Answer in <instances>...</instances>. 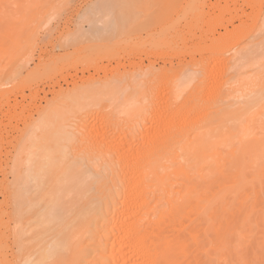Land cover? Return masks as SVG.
<instances>
[{"label":"bare ground","instance_id":"obj_1","mask_svg":"<svg viewBox=\"0 0 264 264\" xmlns=\"http://www.w3.org/2000/svg\"><path fill=\"white\" fill-rule=\"evenodd\" d=\"M179 1L177 0L175 4L178 6L180 3L179 10H174L176 17L165 19L159 25L153 26V32L152 27L148 29L147 26V30L145 27L142 28V32H146L145 37L131 32L133 35H118V40L116 39L115 43L111 42L115 50L121 51L127 48L134 50L141 46L149 47L146 48L148 51L146 57L159 58L162 63L161 70H164L166 64L173 66L171 61L167 62L166 56L161 55L167 51L165 48H178L188 56V61L176 62L182 68L172 74L166 83L155 82L147 91L145 90L146 93L141 90L143 94L139 98L143 101L136 105L137 109L134 108L136 111L131 109L140 99L137 100L136 97L130 100L128 107L132 106V108L128 109L126 106L128 111L125 121H115V118L107 117L105 113L100 116L98 114L100 121L98 124L94 121L96 112L80 117L79 110L66 115L62 110L58 111L62 107L59 109L56 107L59 101L62 100L64 104L65 99L70 96H75V99L81 97L79 95L82 91L88 88L94 89L99 86V89L110 90L112 86L116 87L115 82L121 84L122 81H128L129 78L127 80L123 78L121 81L120 79L129 74L131 76L128 77L134 80L138 76L140 79L146 77V74L147 78L153 76L156 64L153 61L147 66H143L142 63L132 64L128 69L124 67L120 70L116 69L98 78L88 77L81 78L79 82L75 80L70 83L65 82V88L58 85L57 90L53 92L51 90L50 100L43 99V106L41 104L36 106V118L34 113L29 114L31 115L29 119L25 118L27 120L22 124L25 129L21 130L24 134L19 133L20 136L17 135V138L28 137L29 145L24 146L25 150H23L26 152L23 154L26 155V159L23 160L26 167L18 163L20 159L14 161L18 164L11 167L9 152L0 166L2 178L0 196H3V200L0 201V221L5 215L11 216V213L7 212L11 198L6 184L8 174L13 176H10L12 179L14 177L16 179L18 166H24L27 183L30 181L31 188L39 192L43 187H48L46 181L51 177L48 175L53 173H49L51 169L59 171L64 164L63 160L69 156L75 163L77 159H81L83 166L90 163L92 171L94 170L101 179V181L96 180V183L104 180L105 177L101 178L102 174L106 173V176L111 177L102 189V195L97 196L100 200V208H98L101 214L93 227L92 232L95 235L92 243L79 249V254L75 256L76 264H189L185 263L187 258L182 252L186 245L183 238L188 236L191 241L194 240V237L188 234L190 226L194 221L199 222L200 228L204 227L205 235L207 227L214 229L218 223L219 216L212 209L216 201L215 197L220 193L217 191L220 185H215L212 179L220 174V169L227 163L249 155L251 158H256L257 150L264 148V98H262L264 74L261 75L260 71V74L253 73L255 69L260 70V66L255 63L257 67L255 65L250 69L253 65L249 63L262 47V41L260 43L257 41L264 31V0ZM35 2L40 3L37 9L41 4L46 3L41 0ZM7 4H14L17 13L7 11L8 8H5ZM36 8H32L30 0H0V24L7 22L11 26L19 22L18 12L22 11L21 16H25ZM16 25L15 28L7 29L5 32L8 33H5L3 38L6 40L5 43L16 44L14 49L17 48L18 52L24 47H31L33 43H30V36L27 34L25 39L23 36L21 41L13 42L16 34L12 36V33L19 29ZM9 31L12 33L10 34ZM114 37L111 36L109 39L112 41ZM245 43L250 45L242 49L241 46ZM222 45H227L228 48L224 49ZM9 49V46H5L6 52ZM71 58L65 60L63 64L68 63L75 70L78 59ZM44 62L45 60L39 56L38 62L33 67L34 72L35 69L46 65ZM208 64V68L205 69ZM33 68L30 71L26 69L27 77L31 75H28L29 73H34ZM4 73H2L3 78ZM2 80L0 104L3 101L8 102L12 90L7 86L13 82L8 81V77ZM134 80L132 79L133 83L139 81ZM114 90L118 92L117 94L121 91L120 87V91L117 88ZM105 91L102 94L106 93ZM132 93L133 91L129 94ZM170 94L173 100L166 98ZM252 94L253 100L249 101H252L253 105L245 106L244 109L227 106L231 102L238 104V100L248 98ZM127 96L122 95L124 98ZM193 103H202L205 108L193 112L191 108L189 109ZM18 139H14L16 142L12 139L6 144L14 150L19 145ZM56 153H60L61 157L57 159L58 165L56 163L53 165L56 167H53V162L57 161L54 157ZM70 164L71 162L68 166L64 164L66 167L61 168L65 172L57 173V171L55 176L52 175L51 186L49 185L46 196L47 203L38 214L39 224L47 225L59 218L62 219L60 216L62 209L58 202L63 194L70 193L71 186L77 178L76 169L72 166L73 163ZM88 168L90 167L85 170L89 174L91 168ZM187 169H194L192 176L186 174ZM86 171L83 173L85 174ZM84 174L82 176H85ZM16 181L18 182L16 179L14 183ZM9 188L17 190L15 185L12 187L10 185ZM34 189H22L23 196L20 201L18 200L17 206L18 204L29 206L34 192L31 190ZM43 192L41 191L44 196ZM27 195L31 196V199ZM43 196L40 197L39 203L46 201V197ZM37 205L41 208L40 204ZM7 220L6 224L0 222V233L2 228H7L5 231L11 233L10 235H16L18 229L12 227L16 231L13 232V229H10L11 219ZM13 221L12 219V223ZM262 222L264 224V219ZM228 227L229 225L225 224L219 231H215L213 238L206 239V243L209 246L214 245L228 231ZM24 229L19 233L27 232V229ZM4 234L6 235L4 231L0 234V264H8L5 253L8 244L6 245L7 239L4 238ZM46 242L44 243L47 244ZM52 244L43 247L34 259L20 260L19 264H47V260L55 253L54 245H57ZM83 253L86 255L80 256ZM180 253L184 259L181 262L178 261ZM13 259L10 262L17 264ZM62 264H67V261Z\"/></svg>","mask_w":264,"mask_h":264},{"label":"rangeland","instance_id":"obj_2","mask_svg":"<svg viewBox=\"0 0 264 264\" xmlns=\"http://www.w3.org/2000/svg\"><path fill=\"white\" fill-rule=\"evenodd\" d=\"M30 1H32V8H36L40 4H36L35 1L37 0ZM41 1H46V3L41 4L40 7H38L39 10L37 8L32 9L25 16H21L22 11L18 12L19 14L17 15V20H19V22L13 23L11 26L8 25L7 22H2V24H0V81L2 79V81H4L7 77L9 78L8 81H13L7 86L8 88H11L10 90H12V92L9 94L8 102L3 101V103L0 104V166L4 163L3 160H5L4 157L8 154L7 152H9L8 155H10L9 165L11 167L18 163L20 165H24L23 160L26 159V155L24 156L23 154L26 152H23V150H25L24 146L27 147V145H29V142L27 141L28 137H23L24 139L21 137V139L19 138L20 140L17 138L20 136L19 133L22 135L24 134L21 131L25 129L24 125L22 124L26 122L27 119L25 118L30 117L33 113L36 118L37 115H35V110L37 109L38 105L41 104V106H43L45 99L50 100L52 97L51 90L52 92L53 90H57L58 85L62 88H65L66 83H70L73 80L79 82L81 78H98L102 77L104 73H109L112 71L114 72L116 69L120 70L123 67L128 69V67L130 65L132 66V64L134 65L142 63L143 66H147L150 61L155 62V69H153V72L155 70V73L153 76L150 75V77L147 78L148 75L146 74V77L144 76L145 78L142 77L140 79L139 76L138 78L135 77L136 81L137 79L139 80L138 82H135V84L132 81L134 78L128 77L131 76V74H129L120 79L121 81L123 78L126 80L129 78L128 81H122L121 84L119 82H115L116 87H112L114 89L117 88V90H119L120 87L121 91L119 90V94H117L118 92L112 87L108 88H110V90L113 89L114 92L112 90L109 92L110 90L108 88V90L105 91V89H102L101 87V89H99V86L95 87L98 89H92V87L90 88L92 90L89 88L83 90L82 94L79 95L81 97H78L77 99H75V96H70L65 99L66 101L64 100V104L62 100L59 101V104L56 107L57 109L62 107V109L60 108L58 111L62 110V112H64L66 115H70V112L79 110L81 113L80 117L96 112V118L94 121L98 124L100 123L99 116L103 114L105 115V113L107 117L109 116L110 118H115V121L123 122L125 121L124 119L126 118L125 116L128 109L132 108V106L130 108L128 107L130 100L136 99V97H138L137 100L140 99L139 96L141 97V94H143L142 91H147L150 85L154 84L155 82L156 84L166 83L172 74L182 68L181 65H178L176 62L188 61L186 52H183L178 48H165L167 51L161 55L166 56L167 62L171 61L173 66L166 64L164 70H161L162 63L159 58L157 59L156 57L154 59L153 57H146V52H148L147 49H149V47L144 48L141 46L142 48L139 47L138 49L136 48L134 50L133 48H129V50L127 48L124 51H121L120 49L115 50V48L112 46V43H115V41L118 40V35L126 36L135 32L134 35H141L142 37H145L146 32L143 33L142 28L145 27V30H147L146 28L149 27L148 29H151L150 27H152L153 30L151 31L153 32V26L159 25L165 19L170 20V18H175L176 16H174V14L177 10H179L180 7V3L178 6H175V4H177V0ZM175 7L178 8L175 9ZM5 8H8L7 11L9 12L12 11L14 14L17 13V11L15 13L16 8L14 4H7ZM174 10L176 11L174 12ZM152 14L154 15L152 16ZM15 25L19 29L16 30L15 33L9 31L10 34L12 33V36L16 34V38L13 39V42L16 40L21 41L23 36L25 39V35L27 34L30 36V43H33L31 47H24L17 52V48L14 49L16 44L13 45L11 42L5 43L6 40L3 37L6 35L5 33H8L5 31L12 27L15 28ZM108 34L113 37L116 35V38L114 37L111 41L109 39L111 36ZM257 42H261L262 47L256 56L253 57L252 60L250 59L249 63L253 65L250 67V69L254 68V66L258 64V66H260V70L255 69L253 73H259L260 71L262 72L261 75H263L264 31L261 33V37ZM249 45V43H245L241 46V48L245 49ZM5 46L10 47L7 52L5 50ZM59 46L62 47L60 48ZM222 47L224 49L228 48L227 45H222ZM1 50L4 51L2 52ZM14 53H16V55ZM39 56L45 60L44 63H46V65L41 66L42 68L40 67V69H35L34 72L33 67L38 62ZM71 57H73V59H78L75 70L70 64H63V62L65 63L67 59H72ZM208 66L209 64L205 69H207ZM255 67H257V65ZM32 68L34 73H29L28 75H31L27 77L25 75L27 73L26 69L30 71ZM3 72H5L4 78L2 75ZM7 74L8 76L6 77ZM259 74L257 76H259ZM63 78H66V80ZM130 80L132 82H130ZM7 87H5V89ZM103 91L106 93L102 94ZM129 91H133L132 95L129 94ZM146 91L144 93H146ZM209 91L212 92L213 90ZM121 94L123 96H128L127 98H124ZM167 97L169 100H173L171 94L166 96V98ZM253 97L254 95L252 94L248 98H242L238 100V104L231 102L227 106L244 109L245 106L253 105L251 104L252 101H249L251 99L253 100ZM262 98L264 97L262 96ZM142 101L143 99L141 98L138 100V102L134 103V107L131 109V111H134V108L137 109V104H140ZM247 101L249 102L247 103ZM157 105L159 106V104ZM190 108L192 109L191 111L197 112L205 107L202 103H193L189 109ZM64 113L62 114L65 115ZM8 119H11V121L9 122ZM16 130L18 131L16 132ZM15 138L18 139L17 141L19 142L20 146L18 145L19 147L17 146L14 151L9 147V144L6 143H10L12 139L15 141ZM256 154L258 155L256 158H251V155H249L246 156V158L237 159L233 162L227 163L225 167L220 169V174H218L216 178L212 179V181L215 182V185H220L217 189V191L220 193H218L215 197L216 201L213 204L212 209L219 216L217 217L218 223L214 229H212V227H207V231L205 230L206 233L204 235V227L200 228V225L198 224L199 222L197 223V221H194L188 230V234H191L194 237V240L191 241L188 236L183 238L186 242L182 252L186 256L185 258H187L185 263L264 264V224L262 222L264 219V148L261 150L258 149ZM59 155L60 153H56L54 155L56 160L61 157ZM18 159H20V161L15 163ZM65 159L66 160H63V163L66 166H68L70 162V165L73 163L72 166L76 169V172L75 169H72V166L71 169L73 172H75L77 178L71 186L69 191L70 193L67 195L63 194L62 198L58 202L62 209L60 214L62 219L59 218L58 220L47 225L42 223L39 224L40 222H37L38 214L44 207L45 203H47L46 196L49 192L48 187L51 186V178L56 175L58 169L55 170L52 168L55 172L51 169L49 173H53L48 175L51 177L47 179L48 181H46V185H48V187L45 185L46 187H43L42 190H39L40 193L34 188H31V183L29 180L27 183V179L25 178V165V167H20V165L18 166V178L16 176L18 182L16 181V183H14L16 180L15 177L12 179L11 177L13 176L10 174L7 175L8 180L6 181V184L8 185V193H11V198L8 197L11 202L9 201L10 207L8 208L7 212L11 213V216L10 214L9 217L5 215L2 217L3 220L0 222L6 224L8 221L7 219H11L10 229H13L12 227L18 229V232L16 233L17 236L14 234L13 236L10 235L11 233L9 234L7 231H5L7 228L1 229V233L4 231L6 235L8 234V236L5 234V236L2 235L5 239H7V242L5 239L4 241L6 242V245L8 244V248L5 247L8 264L14 263L10 262L13 258H16V260H13L16 261L17 264H19L20 260H32L37 257L43 247L47 245L50 246L52 243H56L57 245H54L55 253L50 259L47 260V264H62L64 261H67V264H76L75 256L79 254V249L85 248V246L92 243V238H94L93 236L95 235V233L92 232L93 227L96 225L95 221L99 219L101 214V211L99 212L100 200L97 199V196L102 195V189L106 184H108L111 177L106 176V173L102 174V177L99 175L101 178H105L101 183H96V180L101 181V179L97 176V173L94 170L92 171L90 163L89 165L84 164L83 166V164L80 162L81 159H77L76 163L73 162L74 159L69 156ZM56 163L58 165V160L55 163L53 162L52 166ZM64 164H60L61 167L59 171L62 173L65 172V170L63 171V169L66 167ZM75 164H78V166ZM53 167H56V165ZM87 167L91 168L89 174L85 170ZM59 171L57 173H60ZM85 171L86 173L84 174L83 172ZM193 173L194 169L186 170V174H188V176H192ZM83 174L85 176H82ZM1 179L2 178L0 176V180ZM26 183L28 185L30 184V187ZM10 185L11 187L12 185H15L17 193H15L16 191L13 188H9ZM25 185L28 186L25 188L34 189L31 190L34 191L32 193L34 200L32 199L29 206H23V204H18L17 206L18 200L20 201V198L23 196L22 189H25ZM43 190H45V192H43ZM41 191L45 193L44 196ZM40 194H42L41 196H43V198L46 197L45 202L39 203V199L41 197L39 196ZM2 197L3 196H0V201L3 200ZM28 197L31 199V196ZM37 204H40L41 208ZM12 219L15 221V223L17 222L15 224L13 221L15 225L12 223ZM17 224L19 227H21V229L17 226ZM186 224L188 223L186 222ZM225 224L229 225L228 231H226L223 237H220V239H218L214 245L209 246L208 243H206V239H212L215 231H219L224 227ZM24 228L27 229V232L19 233V231L23 232L25 230ZM9 232L12 231L9 230ZM13 232L16 231L13 229ZM45 241H47V244L44 243ZM30 255L32 256L30 257ZM84 255H86V253H83L80 256ZM183 260L184 259L181 257L180 253L178 255V261L181 262Z\"/></svg>","mask_w":264,"mask_h":264}]
</instances>
